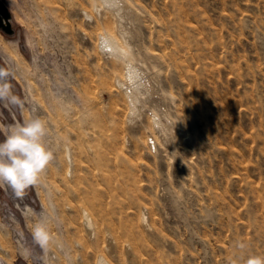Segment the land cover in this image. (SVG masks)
I'll return each mask as SVG.
<instances>
[{"label":"rangeland","instance_id":"obj_1","mask_svg":"<svg viewBox=\"0 0 264 264\" xmlns=\"http://www.w3.org/2000/svg\"><path fill=\"white\" fill-rule=\"evenodd\" d=\"M1 1L25 23L0 29V141L43 118L53 160L0 184V264L264 256V0Z\"/></svg>","mask_w":264,"mask_h":264},{"label":"clouds","instance_id":"obj_2","mask_svg":"<svg viewBox=\"0 0 264 264\" xmlns=\"http://www.w3.org/2000/svg\"><path fill=\"white\" fill-rule=\"evenodd\" d=\"M48 131L45 120L40 117L9 126L0 141V184L10 186L21 195L39 182L41 173L53 160V152L46 145ZM32 234L35 242L47 250L52 239L48 225L43 220L36 221ZM244 264H264V256H249Z\"/></svg>","mask_w":264,"mask_h":264},{"label":"bare ground","instance_id":"obj_3","mask_svg":"<svg viewBox=\"0 0 264 264\" xmlns=\"http://www.w3.org/2000/svg\"><path fill=\"white\" fill-rule=\"evenodd\" d=\"M105 1L108 2V3L114 2V0H105ZM12 14H14L13 16H14V19L16 20V22H18L20 25L23 26L24 23H25L24 20L17 13H14L13 12ZM102 37L105 39L104 43L106 42L108 44V45L106 44L107 47H110L115 53H117L116 54L117 57L122 58V56H124L125 59L127 58V61L126 62L133 63L134 60L132 59V54L130 53V50H128V48L122 46L120 43L119 44L114 43L113 40H116V38L114 37V35H112L111 33L107 32V33H104L102 35ZM0 48H2L4 51H6L8 54H10L16 60V62H17L18 58L21 57L20 52L16 51L14 49L13 45H11L8 41H6L2 37L1 34H0ZM132 69H133L132 67H131V69L129 67V70L127 72V76H128V79L130 78L131 81L135 82V80L137 79V74L135 73L136 72L135 68H134L135 72ZM131 81H129V82H131ZM128 84L126 83V85H128ZM135 84H137V83H135ZM141 85H142L141 83H138L137 85L132 86L134 88H133V91L131 93H130V91H128V93H129V95H130L131 100L133 101V103H135V100L137 99V98H135V96H136L138 90L140 89L139 86H141ZM141 87H143V86H141Z\"/></svg>","mask_w":264,"mask_h":264},{"label":"water","instance_id":"obj_4","mask_svg":"<svg viewBox=\"0 0 264 264\" xmlns=\"http://www.w3.org/2000/svg\"><path fill=\"white\" fill-rule=\"evenodd\" d=\"M13 16L7 4L0 0V29L8 35L14 34L12 27Z\"/></svg>","mask_w":264,"mask_h":264},{"label":"built area","instance_id":"obj_5","mask_svg":"<svg viewBox=\"0 0 264 264\" xmlns=\"http://www.w3.org/2000/svg\"><path fill=\"white\" fill-rule=\"evenodd\" d=\"M151 144H152V146H154V145H155L153 141L151 142Z\"/></svg>","mask_w":264,"mask_h":264},{"label":"snow or ice","instance_id":"obj_6","mask_svg":"<svg viewBox=\"0 0 264 264\" xmlns=\"http://www.w3.org/2000/svg\"><path fill=\"white\" fill-rule=\"evenodd\" d=\"M0 75H2V74H0Z\"/></svg>","mask_w":264,"mask_h":264}]
</instances>
